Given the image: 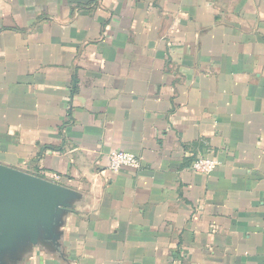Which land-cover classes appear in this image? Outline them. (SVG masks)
Here are the masks:
<instances>
[{
    "label": "crops",
    "instance_id": "obj_1",
    "mask_svg": "<svg viewBox=\"0 0 264 264\" xmlns=\"http://www.w3.org/2000/svg\"><path fill=\"white\" fill-rule=\"evenodd\" d=\"M0 165L74 195L7 264H264V0H0Z\"/></svg>",
    "mask_w": 264,
    "mask_h": 264
},
{
    "label": "water",
    "instance_id": "obj_2",
    "mask_svg": "<svg viewBox=\"0 0 264 264\" xmlns=\"http://www.w3.org/2000/svg\"><path fill=\"white\" fill-rule=\"evenodd\" d=\"M73 197L55 182L0 165V264L28 245L58 244Z\"/></svg>",
    "mask_w": 264,
    "mask_h": 264
},
{
    "label": "built area",
    "instance_id": "obj_3",
    "mask_svg": "<svg viewBox=\"0 0 264 264\" xmlns=\"http://www.w3.org/2000/svg\"><path fill=\"white\" fill-rule=\"evenodd\" d=\"M219 162L215 159L199 157L193 162V170L203 175L212 174L218 167ZM142 167L141 160L137 156L125 151H114L110 154V170L118 172L128 168L138 171Z\"/></svg>",
    "mask_w": 264,
    "mask_h": 264
}]
</instances>
